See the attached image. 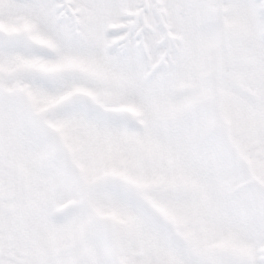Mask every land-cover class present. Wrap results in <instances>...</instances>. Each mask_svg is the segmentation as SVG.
I'll use <instances>...</instances> for the list:
<instances>
[{
	"label": "snow or ice",
	"instance_id": "6c2138e0",
	"mask_svg": "<svg viewBox=\"0 0 264 264\" xmlns=\"http://www.w3.org/2000/svg\"><path fill=\"white\" fill-rule=\"evenodd\" d=\"M0 264H264V0H0Z\"/></svg>",
	"mask_w": 264,
	"mask_h": 264
}]
</instances>
